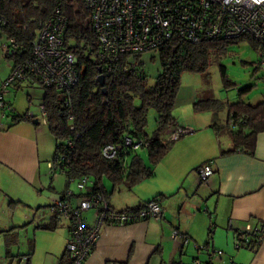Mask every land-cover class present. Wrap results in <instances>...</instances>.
<instances>
[{"label":"trees","instance_id":"1","mask_svg":"<svg viewBox=\"0 0 264 264\" xmlns=\"http://www.w3.org/2000/svg\"><path fill=\"white\" fill-rule=\"evenodd\" d=\"M55 10L65 19L63 43L76 58L73 67L78 81L70 89L67 98L65 92L55 88L47 89L38 81L27 78L35 81L34 83L43 90L40 106L44 107L45 124L55 141L53 157L48 163L55 166V175L58 173L64 175L67 186L78 177H91L94 181L92 191L100 192L107 198L104 178L110 182L111 188L125 185L131 189L141 181L153 177L159 161L166 156L175 142L184 138L185 135L177 141H169L167 137L173 132L185 129L172 116L182 73L205 74L212 62H218L228 55L226 48L243 40L251 44L260 62H264V52L260 45L249 36L244 35L235 39H206L193 44L182 38L172 37L163 46L153 50L159 53L161 70L156 75L155 84L148 86L144 71L136 62L139 54L122 58L121 65L135 63L131 71H125L121 67L116 74L105 73L104 66H101L98 60L97 37L90 25V11L85 6V0H0V31L5 38L4 43L13 38L18 45L15 53L9 55L4 52L5 58L12 61V67L27 59L39 25ZM128 58L131 59L127 60ZM260 65L264 66L262 63ZM219 70L224 79L225 67L219 66ZM100 76L104 78L102 83L98 78ZM249 91L250 88L240 90L238 97ZM67 99L70 101V107L69 104H65ZM30 100L28 98L29 102ZM223 104L213 98L197 100L192 104V111L196 114L216 113L226 105L225 123L223 125L214 123L212 128L220 134L222 129L228 131L227 135L232 142V149L228 153L242 152L253 156L256 137L260 132H264V101L251 105L239 99L233 104H228V101ZM8 105L10 107L8 110L0 107L2 115L10 117L8 128L24 120L33 124L36 120V125L40 124V119L31 118L28 110L23 114H16L10 102ZM150 109H153L157 116L156 128L148 135L145 128L147 112ZM69 110L72 115L69 114ZM69 115L72 116L71 119ZM127 139H130L132 144L141 143L138 149L147 151L149 165L138 155V149L126 145ZM107 146L115 149L113 156L102 152ZM128 159L131 160L128 162ZM80 191L78 199L89 193V189ZM67 192L69 191L66 190L60 200L76 203L74 194L71 192V196L66 197ZM159 197L160 195H157L152 200L157 199L161 202ZM58 218L66 220L69 238L70 219L63 218L55 212L48 225L37 228L56 230ZM253 227L255 229L247 233H239L238 229L234 231L241 243L245 241L244 236L247 237L246 245L240 248L256 251L259 247L257 232L264 234V223L255 224ZM186 243L187 238L183 239V244ZM32 251L33 247L25 255L27 262ZM64 255L65 251L61 260ZM196 263L200 264L198 261L193 262Z\"/></svg>","mask_w":264,"mask_h":264},{"label":"crops","instance_id":"2","mask_svg":"<svg viewBox=\"0 0 264 264\" xmlns=\"http://www.w3.org/2000/svg\"><path fill=\"white\" fill-rule=\"evenodd\" d=\"M10 68L12 61L8 73ZM31 80L20 81L9 88H33L36 84ZM8 89L5 94L9 93ZM27 96L31 103V95ZM13 109L16 114L28 110ZM210 113L211 124L196 126L190 135L175 142L156 165L153 177L131 189L121 185L110 187L109 191L104 187L108 192L107 200L116 211L138 207L160 195L163 217L124 226H103L97 243L83 264H193L194 261L200 264H264V238L256 251L235 248L237 252L232 251L235 230L244 229L247 224L264 223V132L256 137L253 156L242 152L228 153L232 149L230 137L219 135L212 128L214 123L220 125L216 113H193L188 123L193 127L192 123L197 124L198 118H207L210 115L203 114ZM8 124L0 126L2 207H9L16 198L14 190H5L7 179L11 178L19 187L30 185L39 190L45 187L47 166L44 163L51 160L49 141L54 140L49 131L39 127L40 124L25 120L9 128ZM220 137L225 139L224 144L220 145ZM207 161H210L214 173L206 182H200L196 168ZM65 191L66 188L60 192L58 200ZM78 194H74L75 201ZM82 214L84 222L90 226L95 213ZM51 219L48 223H39L36 228L48 225ZM14 223H1L0 235L21 227V224ZM173 231L179 235L175 240L171 237ZM63 234L64 250L69 236L66 226ZM186 238L188 243L183 244ZM63 250L55 255L51 264L62 261Z\"/></svg>","mask_w":264,"mask_h":264},{"label":"built area","instance_id":"3","mask_svg":"<svg viewBox=\"0 0 264 264\" xmlns=\"http://www.w3.org/2000/svg\"><path fill=\"white\" fill-rule=\"evenodd\" d=\"M85 6L90 11V25L97 37L98 60L107 75L116 74L121 67L125 71H131L135 63L121 65L123 57L156 50L172 37H179L193 44L206 39H235L245 35L254 39L264 52V0H85ZM63 18L55 10L39 25L29 56L16 63L10 69L7 79L2 81L0 107L10 109L3 96L11 85L27 78L38 81L47 89L61 90L69 98V91L78 81V76L73 67L76 58L63 43ZM1 46L9 55L18 49L13 38ZM69 103L67 99L65 104ZM69 114L72 115L71 110ZM28 115L33 117L32 114ZM70 115L69 119L72 118ZM44 116V107L40 106L38 117L45 123ZM191 131L186 127L167 137L169 141H177L181 136L191 134ZM126 145L136 150L141 143L132 144L127 139ZM114 150L112 146H107L102 152L113 156ZM46 166L48 174L54 176L55 166L52 163ZM212 170L210 162L200 166L196 171L200 181L206 182L214 173ZM75 181L77 189H89V193L82 195L74 204L68 200H57L51 208L52 213L70 219V237L65 246V255L57 264H83L97 243L103 226H124L162 218L163 210L157 199L136 208L116 211L104 194L92 191L94 181L91 177L81 176ZM69 196L71 192H67L66 197ZM90 210L94 211L95 219L89 226L84 222L82 213ZM253 229V225L247 224L238 232L247 233ZM257 233L260 243L264 234ZM178 236L177 231L172 232V239L175 240ZM244 239V243H241L235 236L233 244L236 250L246 245V235Z\"/></svg>","mask_w":264,"mask_h":264},{"label":"rangeland","instance_id":"4","mask_svg":"<svg viewBox=\"0 0 264 264\" xmlns=\"http://www.w3.org/2000/svg\"><path fill=\"white\" fill-rule=\"evenodd\" d=\"M4 42L5 38L0 31V88L2 81H5L9 75L8 69L11 65V61L5 58L3 47L1 46ZM226 49L228 55L218 60V62H212L205 74H193L191 72L181 74L180 86H178L179 90L176 95V104L172 111V116L185 128L193 129L199 125L211 124V113L203 114L210 115L208 117L200 116L207 118H198L200 120H197V124L192 123L193 127L188 123L190 122L189 116L192 119L194 113L192 111V104L197 100L213 98L218 101L220 100L222 104H225L226 101H228V104H233L241 99L243 102L251 105L264 101V66L260 65L262 62H260L258 54L251 44L247 40H243L236 44H231ZM139 55L138 61H136L137 65L144 71L146 84L153 86L157 77L156 75L161 70L159 53L146 51ZM129 59L131 58L127 60ZM219 66L225 67L224 79L221 73H219ZM244 88H250V91L244 94V96L238 97V92ZM8 91L9 93L4 95L5 101L12 102V106L18 111L22 112L28 109L29 114H32L34 118L40 119L39 127L49 131L47 125L38 117L40 115V98L43 95V90L39 86L35 85L33 88L23 86L19 90L11 87ZM27 94L31 95V103L27 101ZM226 109L227 106L224 105L216 112L219 124L223 125L225 123L224 121L227 118ZM147 113V125L145 129L146 133L151 135L156 128L155 120L157 114L153 109H150ZM9 122V117L3 116L0 109V126H5ZM227 133V130L222 129L221 135H227ZM187 136H184V138ZM224 141L225 139L220 137V145L224 144ZM49 142L51 143L52 150L50 154L53 157L55 141ZM137 153L143 158V162L149 165L147 151L138 149ZM130 160L128 159V162ZM44 165H47V163H44ZM45 174L46 184L40 190L30 185L19 187L17 183L10 180L11 178L7 179L5 190H14L16 198L13 199L15 201L14 203H10L9 207H2L0 205V224L7 222L11 225L17 222L21 224V227H18L16 230H10V232L6 231L5 234L0 235V264H51L54 262L55 255L63 250L65 243L61 238L62 235L64 236L63 231L67 223L66 220L58 218V226L53 231L36 228V225L48 223L52 214V202L58 200L60 192L65 188L75 195L81 191L77 189V181L71 182L69 187H66V179L63 174L58 173L50 176L48 174V167L45 170ZM103 183L111 191L110 187L112 186L106 178H104ZM31 247H33V253L29 258V262H27L25 255L28 254L27 252H30ZM232 251L233 253L237 252L233 246Z\"/></svg>","mask_w":264,"mask_h":264},{"label":"water","instance_id":"5","mask_svg":"<svg viewBox=\"0 0 264 264\" xmlns=\"http://www.w3.org/2000/svg\"><path fill=\"white\" fill-rule=\"evenodd\" d=\"M102 77H103V76L98 77L101 83H102V81L104 80V78H102ZM34 122H35V124L37 123L36 120H34Z\"/></svg>","mask_w":264,"mask_h":264}]
</instances>
